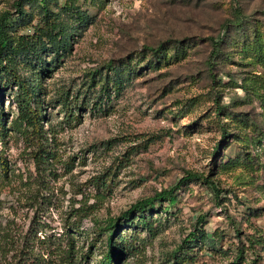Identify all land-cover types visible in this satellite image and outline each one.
Segmentation results:
<instances>
[{
	"label": "rangeland",
	"instance_id": "374dc122",
	"mask_svg": "<svg viewBox=\"0 0 264 264\" xmlns=\"http://www.w3.org/2000/svg\"><path fill=\"white\" fill-rule=\"evenodd\" d=\"M12 1L0 0V12H13ZM65 5L88 18L39 82L38 162L33 138L11 125L16 85L0 89V264L61 232L81 203L92 208L73 233L75 252L91 251L84 263L95 264L107 235L99 227L187 173L197 178L145 212L147 226L135 217L118 229L135 249L116 264H264V0ZM176 41L187 46L171 58L146 49Z\"/></svg>",
	"mask_w": 264,
	"mask_h": 264
},
{
	"label": "trees",
	"instance_id": "16d2710c",
	"mask_svg": "<svg viewBox=\"0 0 264 264\" xmlns=\"http://www.w3.org/2000/svg\"><path fill=\"white\" fill-rule=\"evenodd\" d=\"M27 3L29 8L24 7ZM14 11L3 10L0 12V89L14 83V114L10 120L11 125L16 129L22 127L26 135L33 138L35 148L32 151L34 161L41 160L43 143L41 141V100L40 80L44 71L48 70L47 65L58 60L61 55L71 47L72 36L77 27L87 21L88 14L78 8H71L65 5V0L58 3L57 0H13ZM19 22V23H18ZM239 22L235 25L239 26ZM24 28H27L23 31ZM264 40V38L262 39ZM262 40L259 35L253 34L251 43L257 51L262 47ZM180 41L170 44L161 42L155 46H147L146 49L154 57L161 55L163 58H171L186 49ZM171 51L168 52V49ZM264 53V49H262ZM261 53V54H262ZM158 54V55H157ZM152 61V59H151ZM122 61L119 66L126 65ZM30 73L24 72L25 67ZM108 69H115L114 65ZM118 67V66H117ZM126 68L130 67L128 64ZM119 80L114 78L111 85L116 86ZM222 111V107L217 108ZM218 114L219 112H217ZM6 114L0 107V138L4 137V120ZM232 118V117H231ZM224 137V134L222 135ZM218 144L213 148L216 152ZM8 167L5 158L0 154V172L6 174ZM197 178V175L187 173L182 176L174 186L155 192L153 195L139 199L130 204L115 220H108L98 231L103 230L107 235L105 239V251L101 254L100 260L95 264H116L123 252H130L135 249L134 239L128 241L117 235L119 228L132 223L140 226H147L145 212H151L156 203H174L175 189L185 180ZM212 189L214 185L209 182ZM90 205L81 203L72 209L73 219L59 233H43L42 237H36L30 244L31 248L21 250L17 255L12 256L9 262L3 264H85L91 251L84 253L75 252L74 234H80L79 222L91 210ZM100 231L98 234H101ZM90 239V245L92 246ZM240 256V250L237 251ZM239 258V257H237ZM235 257V259H237ZM85 262V263H84ZM234 264V263H233ZM249 264H256L251 260Z\"/></svg>",
	"mask_w": 264,
	"mask_h": 264
}]
</instances>
